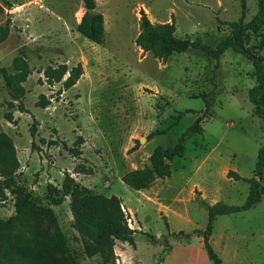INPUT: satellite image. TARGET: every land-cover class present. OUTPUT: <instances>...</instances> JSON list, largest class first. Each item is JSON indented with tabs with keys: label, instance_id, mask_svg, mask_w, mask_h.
I'll return each mask as SVG.
<instances>
[{
	"label": "rangeland",
	"instance_id": "374dc122",
	"mask_svg": "<svg viewBox=\"0 0 264 264\" xmlns=\"http://www.w3.org/2000/svg\"><path fill=\"white\" fill-rule=\"evenodd\" d=\"M244 1L246 21L256 1ZM94 10L103 19L102 43L75 29L85 11L82 0H0V25L7 29L0 41V68L13 73L16 58L28 67L16 98L0 72V130L11 138L18 162L1 186L0 218L18 206L31 209L32 217L20 218L34 239L32 257L43 264H109L98 254H84L68 203L71 190L81 206L88 194L112 195L127 225L137 229L131 244L112 240L111 264H204L196 256L191 261L179 244L167 253L185 241L164 233L204 225L208 201H243L247 183L225 172L228 165L250 176L264 140V120L252 113L246 93L254 81L252 66L231 48L216 66L214 58L192 47L162 60L138 47L134 37L143 12L152 22H172L177 36H198L214 46L228 33L226 21L240 16V0H94ZM260 30L264 34V24ZM257 41L252 36L249 42ZM257 52L264 56V45ZM58 64L67 70L80 65L73 84L62 82L67 71L60 80H46L44 69ZM200 93H206L207 111ZM177 113L182 114L166 132L145 137ZM200 113H207L202 130L184 139L183 155L170 162L172 178H156L142 188L156 204L146 197L139 202L141 189L127 186L120 175L145 164L155 145H171ZM260 183L263 193L251 210L214 222L212 247L222 264H264V177ZM171 196H177L172 203ZM176 206L190 221L169 210Z\"/></svg>",
	"mask_w": 264,
	"mask_h": 264
},
{
	"label": "trees",
	"instance_id": "16d2710c",
	"mask_svg": "<svg viewBox=\"0 0 264 264\" xmlns=\"http://www.w3.org/2000/svg\"><path fill=\"white\" fill-rule=\"evenodd\" d=\"M85 10L75 29L83 36L95 43L103 41V19L100 12L94 10V0H82ZM256 10L246 21L242 19L245 12V1L240 0V16L236 20L226 21L229 27L228 33L219 38L214 46L201 42L197 36L194 39L177 36L174 33L172 22H152L145 13L141 12L138 21V31L134 37V43L143 51H148L153 57L164 60L172 52L184 51L189 47L201 49L207 56L215 59L217 65L220 54L231 48L241 53L251 63L250 74L254 78L253 83L247 88V98L252 104V113L264 120V56L257 51L264 45V34L260 30L264 24V0H255ZM6 27L0 25V41L6 35ZM258 37L256 43H250L251 37ZM14 72L8 73L4 68L0 72L7 89L16 98L22 93L20 82L28 73L26 62L22 58L14 59ZM67 71L62 80L64 86L75 82L81 70L80 65L66 69L64 64L55 67L47 66L43 73L46 80L57 81ZM203 100V110L207 111L208 101L206 93L199 95ZM177 113L172 122L149 130L146 138L155 134L166 132L180 117ZM207 113H200L185 127L176 140L167 146L155 145L148 161L140 167L125 170L120 175V180L127 186L134 189L146 188L156 177L168 176L171 172L170 162L173 158L181 157L184 153V139L193 133H200L202 130L200 120ZM10 118L9 113H5ZM74 152H77L74 149ZM18 162L14 155L11 138L0 130V196H3L1 186L7 185L9 176L17 168ZM225 175L232 179H241L247 183V191L241 203H228L216 200L206 204V220L203 228H193L189 231L177 230L166 231L164 234L172 235L180 240L189 242L193 236H200L203 248L212 264H222L220 257L212 248L209 236L212 230L213 221L218 214H225L247 209L258 202L262 195L261 179L264 177V140L258 146L252 174L248 177L241 176L232 169H227ZM69 209L74 227L79 234L82 250L86 256L98 254L104 263L113 262L114 253L112 240L114 238L132 243V234L136 231L127 225L124 213L119 205V200L112 195L101 196L95 193L86 195L87 203L81 206L80 199L71 190ZM30 208L16 207L15 212L5 219L0 218V264H43L42 259L32 257L31 250L34 247L33 238L25 232V224L20 217L28 219L32 217ZM148 236L152 237L151 234ZM22 243V244H20ZM26 244L24 248H21ZM60 264H65L63 260Z\"/></svg>",
	"mask_w": 264,
	"mask_h": 264
},
{
	"label": "crops",
	"instance_id": "0c3cea01",
	"mask_svg": "<svg viewBox=\"0 0 264 264\" xmlns=\"http://www.w3.org/2000/svg\"><path fill=\"white\" fill-rule=\"evenodd\" d=\"M211 156V153H209V155H207V156H205L204 158H199V160H200V162H203V161H205L206 159H208L209 157ZM225 165H227V164H225ZM223 166H224V164H223ZM227 167H228V169H230V167L227 165ZM220 168H222V167H220ZM227 171V170H226ZM171 173L172 172H170V174L168 175V176H165L166 177V181L167 180H170L171 178H172V176H171ZM226 173V172H225ZM239 174V173H238ZM171 176V177H170ZM156 178H163V177H156ZM156 178H154V180L156 179ZM153 182V181H152ZM151 182V183H152ZM191 185H193V183H191V184H189L188 185V187L189 186H191ZM150 186V185H149ZM149 186H147V187H149ZM146 187V188H147ZM146 188H144V189H146ZM144 189H142L141 188V190H137V192H140L141 193V197L142 198H140V201L139 202H142V199L143 198H145L146 197V200H151V201H153L155 204H156V202H157V200H156V198H151V197H149V196H147L145 193L143 194V191L142 190H144ZM180 190H182V188H179ZM180 190H177V191H180ZM176 191V192H177ZM247 191V190H246ZM175 194V193H174ZM173 194V195H174ZM202 196H203V194L202 193H200ZM177 198V196H171V200H169V201H171V203H172V201H173V199L172 198ZM204 198V197H203ZM145 200V199H144ZM125 202H129L130 203V200H127V199H125L124 200ZM214 201H216V199H214V200H212V201H208L207 203L208 204H210V203H213ZM222 201H224V200H222ZM226 202V201H225ZM257 203V202H256ZM255 203V204H256ZM254 204V205H255ZM254 205H252L251 207H249V208H247V209H244V210H240V211H235V212H230V213H227V214H218V215H216V217H215V219H214V221H213V225H212V230H211V233H210V236H209V241H210V244H211V246H213L214 247V244H215V242H214V222H215V220H216V218L217 217H220V216H224V215H228V214H235V213H237V212H241V211H244V212H247V210H251L252 208H253V206ZM127 209H128V211L130 212V214L132 215V217H133V222H134V219H135V214L132 212V210H131V208L130 207H128L127 206ZM205 209H206V207H205ZM169 210H171V211H173L174 213H175V215L177 216V217H179L180 219H183V220H187V221H190L189 220V218L185 215V214H183V213H181V212H179L178 211V208H177V206L175 207V208H169ZM206 220V219H205ZM131 226H134L133 228H135V229H137L136 228V226L135 225H131ZM204 225H201V226H199V227H193V228H202ZM193 228H191V229H193ZM190 229V230H191ZM177 230H183V229H181V228H177ZM177 230H173V231H177ZM185 231V230H184ZM186 231H189V230H186ZM134 232H136V231H134ZM133 232V233H134ZM165 234V233H164ZM133 235V234H132ZM194 237H196L197 238V240H196V242H194V240H195V238ZM177 244H179V245H181L182 247H185L184 249H187L189 252H190V254H191V261H193V260H195V256L196 257H199L200 259H201V261H202V263H204V264H210V260L208 259V257H207V255H206V253H205V250H204V248H203V244H202V239H201V237L200 236H193V237H191L190 238V240H189V242H185V243H174V244H172L171 245V247H170V249L168 250V252L167 253H172V251H173V249L175 248V246L177 245ZM238 245V244H237ZM236 245V246H237ZM212 247V248H213ZM182 262V261H181ZM194 262V261H193ZM181 264H183V262L181 263Z\"/></svg>",
	"mask_w": 264,
	"mask_h": 264
},
{
	"label": "water",
	"instance_id": "95a60500",
	"mask_svg": "<svg viewBox=\"0 0 264 264\" xmlns=\"http://www.w3.org/2000/svg\"><path fill=\"white\" fill-rule=\"evenodd\" d=\"M86 11H87V13H89L90 12V9L89 8H87V9H85Z\"/></svg>",
	"mask_w": 264,
	"mask_h": 264
}]
</instances>
